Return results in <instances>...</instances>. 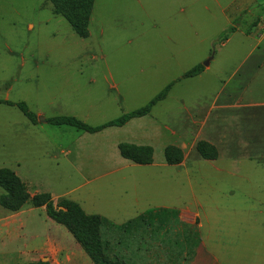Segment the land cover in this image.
I'll return each mask as SVG.
<instances>
[{"label":"rangeland","instance_id":"obj_1","mask_svg":"<svg viewBox=\"0 0 264 264\" xmlns=\"http://www.w3.org/2000/svg\"><path fill=\"white\" fill-rule=\"evenodd\" d=\"M89 30L77 36L51 0H0V101L25 103L39 120L0 104V169L13 170L31 198L50 194L57 210L67 199L120 223L154 211L198 214L202 249L220 264H264V165L254 162L264 160V136L257 122L244 133V119L263 121L264 112L238 104L264 100L263 81L246 91L257 57L243 63L264 38V0H97ZM200 64L201 75L180 80ZM171 83L150 115L122 128L90 134L39 119L102 126ZM204 139L234 166L211 168L195 150ZM124 142L153 147V164L122 158ZM167 146L184 151L180 167L166 163ZM38 261L93 264L45 208L0 206V264Z\"/></svg>","mask_w":264,"mask_h":264},{"label":"trees","instance_id":"obj_2","mask_svg":"<svg viewBox=\"0 0 264 264\" xmlns=\"http://www.w3.org/2000/svg\"><path fill=\"white\" fill-rule=\"evenodd\" d=\"M51 2L55 6V13L70 24L77 36L84 39L89 36L90 22L97 0H51ZM235 32H237L236 28L231 27L222 35V39L227 41L229 36ZM204 71L205 67L198 65L185 73L180 80L194 78ZM173 86L174 83L169 84L145 107L127 113L102 126L92 127L77 118L68 116L55 117L46 121L53 127H69L90 134L102 132L107 128H122L134 119L150 115L153 108L167 98ZM0 104L17 107L33 125L39 123L38 117L28 109L25 103L0 101ZM196 149L204 160L215 161L219 158L217 148L208 142H199ZM119 152L124 159L141 166L152 165L154 162V151L151 147L124 143L119 145ZM164 157L170 166H179L184 162L183 151L175 146H168L165 149ZM0 188L4 191L0 197V206L4 210L15 214L27 205H31L35 209L45 208L47 216L56 224L66 228L93 264H126L124 258L113 253L111 244L103 239L101 234L102 218L100 216L88 215L78 203L67 199L61 201L58 206L60 210H57L51 195L47 193L31 198L25 183L10 169H0ZM30 264L50 263L38 261Z\"/></svg>","mask_w":264,"mask_h":264},{"label":"crops","instance_id":"obj_3","mask_svg":"<svg viewBox=\"0 0 264 264\" xmlns=\"http://www.w3.org/2000/svg\"><path fill=\"white\" fill-rule=\"evenodd\" d=\"M89 36H90V30H89ZM89 36L85 39H88ZM263 41L264 38L262 42ZM262 42H258L256 46L251 48V50L247 55V58H245L243 61V63L245 62L249 63L252 57L254 56L257 57V63L255 65L256 68L254 66H251L250 70L248 71V76L253 75V77L249 80V82H246V91L248 90V93L250 95H253L251 93L252 89L256 88L257 85L261 88L262 81L264 83V76H263L264 49L262 50V53H259L261 52L259 46L262 45L261 44ZM251 99H253V97H251ZM251 99H249L250 102L247 103L245 102L244 99H242L241 101H239L238 104L239 106H241V102H242L245 104L244 106H248L247 107L248 110L249 109L262 110L264 112V100L256 101L255 99L253 101ZM39 119H43V118L40 117ZM44 120L45 122L43 123H46V119ZM241 120L243 121V118ZM244 120L250 123V124L247 123V127L244 132L246 135L247 134L249 135L247 137H251L252 135V133L247 130H250V126L251 125L253 126V122H257L256 124L258 125V129L255 131L256 134L264 136V118L262 121L260 116L256 117L254 115H250L246 117V119ZM230 121L228 120L229 123H234V118H231ZM140 138L143 140L142 137ZM203 141L208 142L211 145L215 146V143L212 142L211 140L204 139ZM149 142L153 144V142L151 141ZM143 143L144 142H142L141 144ZM125 144L136 145L132 143H125ZM136 146H150V145H136ZM152 149L154 151L153 147ZM118 150H119V146H118ZM195 150L197 152L196 148ZM194 160H197L196 156ZM185 161L186 159L184 154V162ZM224 161L225 162H221L218 158L216 161H208V162H215L211 164V168L215 170H218L220 168L228 169L229 167L234 166L235 163L234 161L232 160H224ZM254 162L264 165V160L262 159L254 160ZM224 163L227 164L224 165ZM136 165L141 166L138 164ZM181 165L176 167H180ZM162 214L163 213H160L159 211H154V213L146 214L144 216L142 215L140 217L127 220L122 223H120V221L119 222H115L114 220L112 221L111 220L113 218L112 216H110V219L109 216H103L105 215V213L98 214V216L102 218V228H101L102 237L104 240L108 241L111 244L113 253L120 255L124 258L126 264H220V262L214 258L212 253H210L207 250L203 251L202 249L201 245L203 244V241L199 231L200 229H202L203 225L200 223V217L198 216V214L192 212H185V211L167 212V214H164L166 216H162ZM88 215H96V214H88ZM191 253L195 254L194 260L188 257V254L191 255Z\"/></svg>","mask_w":264,"mask_h":264},{"label":"water","instance_id":"obj_4","mask_svg":"<svg viewBox=\"0 0 264 264\" xmlns=\"http://www.w3.org/2000/svg\"><path fill=\"white\" fill-rule=\"evenodd\" d=\"M41 121H42V122H45V120H44V119H41Z\"/></svg>","mask_w":264,"mask_h":264}]
</instances>
